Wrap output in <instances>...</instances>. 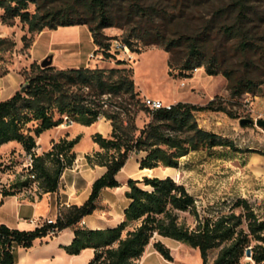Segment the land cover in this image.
<instances>
[{
  "label": "trees",
  "instance_id": "obj_1",
  "mask_svg": "<svg viewBox=\"0 0 264 264\" xmlns=\"http://www.w3.org/2000/svg\"><path fill=\"white\" fill-rule=\"evenodd\" d=\"M0 10L3 11L2 22L17 18L27 26L29 33L86 25L96 51L104 58L112 57V39L105 36L103 30L121 26L119 13L109 0H0ZM147 33L152 38L151 43L160 44L165 51L186 44V59L178 67V75L183 78H191L193 70L203 67L208 76L221 74L226 79L232 97L244 93L255 96L263 84L261 79L234 78L230 69L218 70L219 63L213 53L205 61L202 35L166 39L158 28ZM239 34L245 38L241 30ZM120 46L138 53L129 38H123ZM241 46L247 48L248 41L242 40ZM124 63L117 61V64ZM31 72L26 77L24 92L20 91L21 85L10 97L0 100V147L14 142L24 155L31 157L30 167L25 166L13 184L0 185L2 196L34 189L40 197L58 190L64 170L76 159L73 148L80 136L73 139L65 136L53 141L41 154L35 152L36 140L45 131L70 121L82 126H90L101 118L109 122L107 136L99 132L91 135L98 150L84 156L88 164L104 167L105 171L93 181L86 201L80 206L59 210L52 224L18 230L0 223V264H14L15 249H29L35 240L52 238L70 227H74V236L63 249L70 255L92 249L93 256L87 264H139L146 247L156 237L198 250L202 264H264V220L257 216L247 199L237 198L227 211L201 213L195 197L185 185L169 176L128 179L124 192L128 204L119 224L95 230L77 228L85 216L95 211L103 189L120 187L116 176L132 154H142L138 162L140 169L155 170L160 167L176 169L179 160L190 152L216 147L230 148L238 153H259L242 150L232 140L199 127L197 112H222L235 118L222 104H215L216 98L202 106L177 102L168 109L146 107L151 119L138 129L136 111L123 104L139 102L131 70L57 69L53 65L41 68L32 64ZM88 96L93 100L87 101ZM103 96L123 97L129 102L123 100L107 105ZM152 246L164 260L172 261L169 248L160 240L154 241ZM247 248H250L251 260L243 262Z\"/></svg>",
  "mask_w": 264,
  "mask_h": 264
},
{
  "label": "rangeland",
  "instance_id": "obj_2",
  "mask_svg": "<svg viewBox=\"0 0 264 264\" xmlns=\"http://www.w3.org/2000/svg\"><path fill=\"white\" fill-rule=\"evenodd\" d=\"M117 10L121 26L105 28L103 33L111 38V58H104L92 43L86 25L59 27L56 30L44 29L40 33H29L27 26L17 18L8 23L2 22L0 10V100L10 97L31 75V65L37 64L50 54L52 65L57 69L85 67L89 69H129L135 90L139 92V102L132 101L125 106L136 111L135 124L138 129L146 125L151 116L143 103L144 98H152L163 104L172 105L186 102L198 106L215 99L235 118L222 112H197L195 117L200 128L232 140L236 147L256 150L238 153L230 148H213L209 151L190 152L179 160L176 169H140L131 156L120 170L119 178L126 176L133 180L143 177H172L185 185L196 201L200 212L214 214L227 211L239 197L250 203L257 216L264 220V130L251 123L245 127L240 119H264V0H109ZM140 7V8H139ZM144 8V11H141ZM34 6H30L33 12ZM159 30L166 39L184 36H203L205 61L215 54L218 70L230 69L233 77L246 76L261 79L263 84L255 96L244 93L232 97L226 79L218 74L208 76L203 67L193 70L189 79L178 75L187 56L186 44L170 51L160 44H152L147 33ZM239 30L244 34L243 39ZM123 38L131 39L138 53L120 47ZM242 40L249 46L243 48ZM93 55V56H91ZM123 60L124 64H117ZM85 94L87 90L85 89ZM87 101L93 98L88 96ZM107 105L120 103L123 97L103 96ZM129 102V100H125ZM253 102L261 107L254 108ZM95 125L82 126L84 131L75 132V122L63 123L60 130L53 128L42 133L36 140L37 148H49L51 142L67 136L73 139L80 136L75 153L80 155L90 148L91 139L87 130L96 128L105 133L106 123L99 119ZM98 120V121H99ZM105 121V120H104ZM91 136V135H90ZM93 144V143H92ZM129 161V162H128ZM128 163V164H127ZM133 164V165H132ZM132 166V167H131ZM25 156L21 147L12 142L0 147V185L13 184L22 174ZM127 190V189H126ZM125 190V191H126ZM125 191H114L113 214L122 213L126 204ZM91 215V214H90ZM88 216V215H87ZM110 220V219H109ZM188 222L191 219L188 218ZM160 240L170 250L172 261L164 260L154 249L153 242ZM14 264H52L36 260L34 255L27 261ZM214 253L211 254V258ZM247 261L243 259V262ZM139 264H202L198 250L171 239L156 237L146 247Z\"/></svg>",
  "mask_w": 264,
  "mask_h": 264
},
{
  "label": "crops",
  "instance_id": "obj_3",
  "mask_svg": "<svg viewBox=\"0 0 264 264\" xmlns=\"http://www.w3.org/2000/svg\"><path fill=\"white\" fill-rule=\"evenodd\" d=\"M253 104L255 105L254 108H257V106L261 107L260 103L253 102ZM99 122L100 120L92 125L97 126ZM103 122L106 123V130L102 135L107 136L110 132V125L108 121L103 120ZM60 126L64 127L61 124L56 127V129L60 130ZM84 129L86 130V128H83L82 125L78 123H76V126L73 128L75 132L80 130L84 131ZM51 130L52 129L47 130L44 133H48ZM95 132L101 133L97 128L92 131L87 130L86 133L88 134V138L90 137L91 139L90 135ZM92 143L91 141L90 148L82 150L80 155L75 153L76 159L70 168L64 170L56 192L42 194L40 197H37L34 189L32 191H21L15 195L6 197H3L0 193V223L12 229L33 230L35 227L39 226V221L46 218L55 219L59 210L62 211L69 206H80L83 204L90 194L93 181L105 171L104 167L88 164L84 157L85 154L98 150L96 144ZM48 149L49 148H36L35 152L41 154ZM77 149L78 148L74 147V152ZM131 156H135L133 160L134 164H138L142 154H132ZM129 177L132 176H126L120 179L118 173L116 179L120 183V187L103 189L96 203L95 211L91 215L85 216L80 223H78L77 228L95 230L114 227L119 224L123 220V211L128 204V200L124 196L126 204L117 219V216L113 214V200L111 195L117 190L122 192L125 191L127 189L126 182L130 179ZM73 231L74 227L66 228L52 238L45 237L35 240L33 246L29 249H15L18 262L20 263L23 259L27 261V256L30 257L34 255V262L38 260L46 263L47 260L52 264H87L93 256L92 249H84L78 255H70L63 249L64 246H68L71 243L74 236Z\"/></svg>",
  "mask_w": 264,
  "mask_h": 264
},
{
  "label": "water",
  "instance_id": "obj_4",
  "mask_svg": "<svg viewBox=\"0 0 264 264\" xmlns=\"http://www.w3.org/2000/svg\"><path fill=\"white\" fill-rule=\"evenodd\" d=\"M52 62H53V56L52 54H50L49 56L45 57L39 64V66L41 68H46V67H49L52 65ZM26 83H24L21 88H20V91L21 92H24L25 88H26ZM251 123H254V125L256 127H259L261 129L264 130V119H255V120H250V119H240L239 121V124L242 126V127H245ZM244 259H246L247 261H250L251 260V252H250V248H247L245 250V254H244Z\"/></svg>",
  "mask_w": 264,
  "mask_h": 264
},
{
  "label": "built area",
  "instance_id": "obj_5",
  "mask_svg": "<svg viewBox=\"0 0 264 264\" xmlns=\"http://www.w3.org/2000/svg\"><path fill=\"white\" fill-rule=\"evenodd\" d=\"M121 47V46H120ZM124 47V46H123ZM126 48V47H124ZM93 56V55H91ZM143 103L144 105L150 109V110H157V109H161V108H170L171 105L168 104H163L161 101L156 100V99H152V98H144L143 99ZM72 122L70 121L68 124H71ZM25 156V166H29L31 165V157L30 155H24ZM31 178H33V176H30ZM34 221V220H31ZM55 222V219H51V218H46L42 221H39L38 224H52Z\"/></svg>",
  "mask_w": 264,
  "mask_h": 264
},
{
  "label": "bare ground",
  "instance_id": "obj_6",
  "mask_svg": "<svg viewBox=\"0 0 264 264\" xmlns=\"http://www.w3.org/2000/svg\"><path fill=\"white\" fill-rule=\"evenodd\" d=\"M98 127V126H97ZM61 128V127H60ZM176 242V241H175Z\"/></svg>",
  "mask_w": 264,
  "mask_h": 264
}]
</instances>
